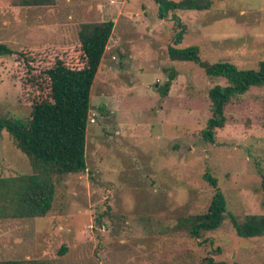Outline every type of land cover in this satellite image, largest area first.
<instances>
[{"label": "rangeland", "instance_id": "rangeland-1", "mask_svg": "<svg viewBox=\"0 0 264 264\" xmlns=\"http://www.w3.org/2000/svg\"><path fill=\"white\" fill-rule=\"evenodd\" d=\"M110 19L114 31L91 90L87 171L58 181L45 217L0 219V260L264 264V237H240L229 217L200 237L175 229L179 217L209 209L216 189L206 173L218 180L230 212L242 219L264 214V86L227 104L225 126L211 142L203 135L212 115L209 90L228 81L168 55L178 20L187 27L179 47L198 45L208 62L258 68L264 0H214L209 10L164 18L155 0H0V42L16 52L0 55V117L29 121L34 104L50 98L45 70L58 59L84 66L80 24ZM166 69L177 77L163 96ZM25 173H32L29 158L4 131L0 176Z\"/></svg>", "mask_w": 264, "mask_h": 264}, {"label": "trees", "instance_id": "trees-1", "mask_svg": "<svg viewBox=\"0 0 264 264\" xmlns=\"http://www.w3.org/2000/svg\"><path fill=\"white\" fill-rule=\"evenodd\" d=\"M57 0H16L21 6L54 5ZM158 15L167 17L176 10H209L214 0H155ZM114 21H92L80 24L78 37L85 64L70 67L62 59L45 70L50 83V98L36 102L29 121L16 116L0 117V135L6 131L30 161L32 173L0 176V219L43 218L53 208L58 181L69 174L87 171V128L91 111V90L108 43L114 31ZM178 30L174 44L169 45V58L190 61L204 68L210 77H224L227 85L216 84L209 90L212 115L203 131L206 140L214 142L217 128L227 121L228 103L245 94L251 87L264 86V60L258 68L243 69L224 60L208 62L202 59L198 45L179 47L186 32V24L177 20ZM16 53L8 44L0 42V55ZM169 71V69H166ZM177 71H169V80L161 86L163 96L169 93ZM215 187L209 209L203 213L178 218L177 231L200 237L203 233L219 229L229 217L237 234L244 238L264 237V214H249L242 219L228 210L227 200L219 188L218 180L206 173ZM101 221V218L97 219ZM102 222V221H101ZM67 251L63 246L62 255ZM212 264H227L214 262ZM0 264H57L50 260L7 259ZM163 264V263H135ZM237 264V263H232Z\"/></svg>", "mask_w": 264, "mask_h": 264}]
</instances>
